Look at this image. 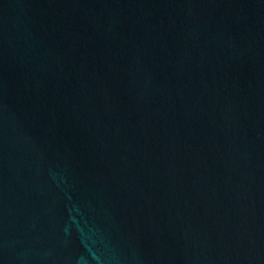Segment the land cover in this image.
Returning <instances> with one entry per match:
<instances>
[{"label": "water", "instance_id": "1", "mask_svg": "<svg viewBox=\"0 0 264 264\" xmlns=\"http://www.w3.org/2000/svg\"><path fill=\"white\" fill-rule=\"evenodd\" d=\"M0 264H264V0H0Z\"/></svg>", "mask_w": 264, "mask_h": 264}]
</instances>
